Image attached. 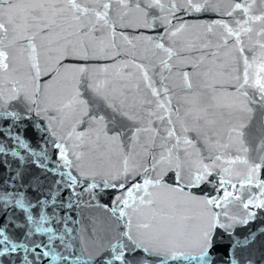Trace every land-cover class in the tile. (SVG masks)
<instances>
[{
  "label": "snow or ice",
  "instance_id": "1",
  "mask_svg": "<svg viewBox=\"0 0 264 264\" xmlns=\"http://www.w3.org/2000/svg\"><path fill=\"white\" fill-rule=\"evenodd\" d=\"M0 264H264V0H0Z\"/></svg>",
  "mask_w": 264,
  "mask_h": 264
}]
</instances>
